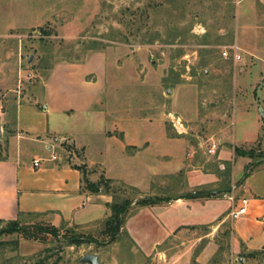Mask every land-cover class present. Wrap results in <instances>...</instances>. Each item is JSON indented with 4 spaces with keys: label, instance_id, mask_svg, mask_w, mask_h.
Listing matches in <instances>:
<instances>
[{
    "label": "rangeland",
    "instance_id": "1",
    "mask_svg": "<svg viewBox=\"0 0 264 264\" xmlns=\"http://www.w3.org/2000/svg\"><path fill=\"white\" fill-rule=\"evenodd\" d=\"M96 53L104 54L107 75L90 112L47 119L33 101H49L44 83L52 70ZM263 83L264 0H0V157L24 146L18 115L49 140L51 155L86 167L90 180L110 179L106 169L123 180L111 179V187L118 201L132 203L130 213L142 199L166 202L185 194L187 170L221 171L220 140L255 150L249 171L264 164ZM242 161L234 169L240 181ZM156 167L157 188L131 185H143ZM231 170L227 164L222 171ZM24 226L0 225V264H81L87 254L101 264H159L123 233L110 241L104 225L62 224L56 234ZM217 242L210 264H264V250L234 252L228 228Z\"/></svg>",
    "mask_w": 264,
    "mask_h": 264
},
{
    "label": "crops",
    "instance_id": "2",
    "mask_svg": "<svg viewBox=\"0 0 264 264\" xmlns=\"http://www.w3.org/2000/svg\"><path fill=\"white\" fill-rule=\"evenodd\" d=\"M88 75H93L94 80L88 81ZM106 75V59L101 53L90 56L83 64H58L44 83L49 101H33V104L42 107L47 119L53 113L67 117L86 115L97 102ZM261 98L264 103V83ZM23 105L26 104L18 105L17 112ZM16 117L18 130L26 136L20 137L23 147L0 157V221L54 227L70 224L83 229L104 225L111 215L108 205L114 196L84 190L82 172L59 159L53 160L54 149L49 140L39 138ZM73 138L78 148L86 146ZM235 141H226L227 145L219 141L216 164L221 171L208 167L187 170L185 194L134 208L126 219L123 234L143 256L154 257L159 264H210L220 251L217 238L224 228L231 232L234 252L250 254L264 250V183L258 184L256 180L264 164L243 180H237L234 169L239 159L243 160L244 174L252 159L235 154V147H240ZM134 158L140 159L138 165L142 170L141 156ZM36 160L40 161L38 166H35ZM227 164L232 165L228 176L222 171ZM106 173L110 179L123 181L114 178L108 169ZM159 174L158 167L152 168L143 185H131L141 190L157 188ZM244 199L246 213L232 218L231 212L242 207Z\"/></svg>",
    "mask_w": 264,
    "mask_h": 264
},
{
    "label": "trees",
    "instance_id": "3",
    "mask_svg": "<svg viewBox=\"0 0 264 264\" xmlns=\"http://www.w3.org/2000/svg\"><path fill=\"white\" fill-rule=\"evenodd\" d=\"M235 154L237 156L242 157H249L253 159L256 156L255 150L250 149L246 150L242 147H235ZM252 166V164L250 165ZM74 169L80 170L83 174V182H84V190H87L93 194H99L100 192L110 193L114 195V200L111 204H109V208L111 211V215L108 217V219L104 223V233L107 234L110 237V241L116 240L121 233H123V228L125 226V222L127 217L130 215V208H131V202L130 201H118L116 198V192L112 189L111 183L113 182L111 179H105V177H101V179L97 182L91 181L88 178V171H86V167L74 165L72 166ZM251 173V171L248 170V172L245 174V178ZM116 198V199H115ZM160 200L158 198L154 199H142L137 203L139 206H146V205H154L159 202ZM3 223V221H0V225ZM8 224H14L17 225L18 221H12L8 222ZM30 226H33V228H36L37 231L42 233H51L56 234L57 228L54 226H42V225H25L24 227L20 228L21 230L27 229ZM37 239V237L35 238ZM255 253H250V255L254 256Z\"/></svg>",
    "mask_w": 264,
    "mask_h": 264
},
{
    "label": "built area",
    "instance_id": "4",
    "mask_svg": "<svg viewBox=\"0 0 264 264\" xmlns=\"http://www.w3.org/2000/svg\"><path fill=\"white\" fill-rule=\"evenodd\" d=\"M231 51H233V53H234V57H236L237 59H241V55L239 54V48L238 47H232L231 48ZM229 51L228 50H226V51H224L223 52V56L224 57H229ZM213 148L215 149V148H217V145H214L213 146ZM214 149L212 150L213 152H214ZM56 159H58L57 158V156H53V160H56ZM39 163H40V161L39 160H36L35 161V166H38L39 165ZM246 211H247V200H243V205H242V207H240L238 210H236V211H232L231 212V216H232V218H234V219H236V218H238L239 216H241V215H243V214H245L246 213Z\"/></svg>",
    "mask_w": 264,
    "mask_h": 264
},
{
    "label": "water",
    "instance_id": "5",
    "mask_svg": "<svg viewBox=\"0 0 264 264\" xmlns=\"http://www.w3.org/2000/svg\"><path fill=\"white\" fill-rule=\"evenodd\" d=\"M261 118H262L263 123H264V112H262ZM1 134H2V129L0 127V136H1ZM80 262H81V264H101V262L99 260V256L96 254H87L81 258Z\"/></svg>",
    "mask_w": 264,
    "mask_h": 264
}]
</instances>
